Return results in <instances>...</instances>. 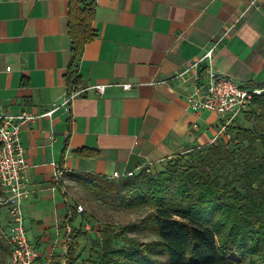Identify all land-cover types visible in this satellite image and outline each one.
<instances>
[{"label":"crops","instance_id":"0c3cea01","mask_svg":"<svg viewBox=\"0 0 264 264\" xmlns=\"http://www.w3.org/2000/svg\"><path fill=\"white\" fill-rule=\"evenodd\" d=\"M93 1L97 36L85 47L78 85L112 86L104 95L79 96L68 108L62 103L71 90L70 0H0V112L41 114L59 105L22 131L30 165L28 235L57 264L67 253V203L75 205L70 173L111 178L145 165L153 170L226 138L216 113L193 111L188 103L207 79L208 61L192 66L208 49L217 45L215 71L248 87L264 83V0ZM126 81L140 84L116 85ZM246 115L237 124H257ZM53 162L65 171L60 179ZM0 215L6 225L4 208Z\"/></svg>","mask_w":264,"mask_h":264},{"label":"trees","instance_id":"16d2710c","mask_svg":"<svg viewBox=\"0 0 264 264\" xmlns=\"http://www.w3.org/2000/svg\"><path fill=\"white\" fill-rule=\"evenodd\" d=\"M69 5L72 60L67 82L71 89L80 82L85 47L97 31L95 1L70 0ZM259 88L264 89V83ZM262 97L264 93L253 103ZM237 121L226 128L228 139L194 148L193 157L182 166L173 165L153 176L152 170L145 169L118 179L69 174L107 206L151 208L153 217L127 228L147 225L158 239L149 243L132 239L125 249L113 251L116 264H243L245 260L264 264V129ZM78 218L77 207L67 203L66 264H77L80 240L87 235L76 226ZM6 251L0 232V264Z\"/></svg>","mask_w":264,"mask_h":264},{"label":"built area","instance_id":"2783aa9c","mask_svg":"<svg viewBox=\"0 0 264 264\" xmlns=\"http://www.w3.org/2000/svg\"><path fill=\"white\" fill-rule=\"evenodd\" d=\"M232 28L233 26L228 31ZM216 46L213 45L208 49L202 59L192 66L197 69L202 61L209 63L206 81L202 86L195 87L188 103L193 111L208 110L216 113L223 121V129H226L250 110L254 98L262 95L264 89L244 86L234 78L215 71L212 60ZM137 84L140 83L126 81L116 85L124 90H129ZM110 86L112 84L108 83L90 86L73 85L71 90L66 93L62 105L68 107L75 98L84 96L90 91L104 95ZM58 108L59 105L54 104L53 108L41 114H33L28 111L19 114L0 112V208H4L8 215L6 225L0 215V232L6 240L8 249L7 264H57L54 253L43 255L28 235L24 203L30 195L27 179L30 165L22 131L26 124L43 116H51ZM53 165L55 178L60 179L65 171L58 163L53 162ZM140 169H145L148 172L152 170L150 165L142 166ZM136 173L129 171L125 175L117 174L111 178L118 179L133 176ZM77 210L82 212L84 207L79 204Z\"/></svg>","mask_w":264,"mask_h":264},{"label":"rangeland","instance_id":"374dc122","mask_svg":"<svg viewBox=\"0 0 264 264\" xmlns=\"http://www.w3.org/2000/svg\"><path fill=\"white\" fill-rule=\"evenodd\" d=\"M245 118L252 123H257L253 126L258 129H264V97L253 103ZM248 125L250 126V124ZM226 139H228L227 134ZM192 157V150L177 154L164 161L159 168L153 169L150 172L151 176L176 164L182 166L185 159ZM69 192L75 206L81 204L84 207L82 212H78L77 227H81L87 232V235L80 240L77 264H116V256L113 251L125 249L131 244L132 239H136L139 243H149L158 239V236L147 225L139 226L140 224H138L134 229L127 228L128 224L135 223L144 217H153L150 207L128 209L107 206L102 199L96 197L78 182L69 184ZM59 257L63 261L58 264H66L65 256L60 255ZM7 259L8 249L2 264H7ZM243 264H248V260H245Z\"/></svg>","mask_w":264,"mask_h":264}]
</instances>
